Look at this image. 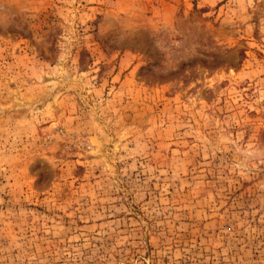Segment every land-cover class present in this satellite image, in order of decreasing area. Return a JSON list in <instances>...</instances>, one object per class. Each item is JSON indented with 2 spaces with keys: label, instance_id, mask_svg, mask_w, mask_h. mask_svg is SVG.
I'll use <instances>...</instances> for the list:
<instances>
[{
  "label": "rangeland",
  "instance_id": "rangeland-1",
  "mask_svg": "<svg viewBox=\"0 0 264 264\" xmlns=\"http://www.w3.org/2000/svg\"><path fill=\"white\" fill-rule=\"evenodd\" d=\"M0 264H264V0H0Z\"/></svg>",
  "mask_w": 264,
  "mask_h": 264
}]
</instances>
